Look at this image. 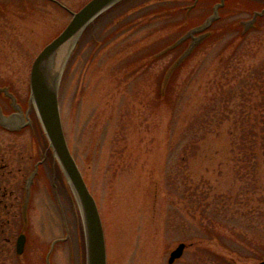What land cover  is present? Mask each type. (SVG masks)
<instances>
[{
    "label": "rangeland",
    "instance_id": "374dc122",
    "mask_svg": "<svg viewBox=\"0 0 264 264\" xmlns=\"http://www.w3.org/2000/svg\"><path fill=\"white\" fill-rule=\"evenodd\" d=\"M86 1L0 0V103L21 114L9 115L8 127L0 124V223L6 221L0 226V264H45L50 247L49 264H84L80 213L51 153L28 187L34 169L29 158L33 152L42 156L47 138L32 101L26 118L17 98L30 95L29 72L38 51ZM190 1L126 0L84 30L61 75L62 128L98 207L107 264H167L179 242L185 247L172 264H216L208 249L231 259L227 264L264 259V155L255 150V165L247 171L238 159L239 147L253 146L242 128L256 111L242 113L237 84L225 98L217 86L218 80H236L229 73L235 66L264 65V17L243 38L237 23L246 27L264 0H225L206 42L171 72L161 100L158 85L182 50H169V44L180 31L202 23L219 0H200L183 22L180 6ZM219 60L224 65L216 71ZM190 120L202 139L194 141L195 133L184 131ZM32 121L34 135L26 128ZM3 184L14 192H1ZM196 186L203 192H194ZM204 194L208 205L202 212L196 202ZM200 214L223 239L198 225ZM227 227L238 231L230 234ZM20 231L26 242L19 256Z\"/></svg>",
    "mask_w": 264,
    "mask_h": 264
},
{
    "label": "water",
    "instance_id": "95a60500",
    "mask_svg": "<svg viewBox=\"0 0 264 264\" xmlns=\"http://www.w3.org/2000/svg\"><path fill=\"white\" fill-rule=\"evenodd\" d=\"M119 1L121 0H87L80 8L71 11V16L65 26L36 54L29 72L30 100L47 138L52 156L69 183L80 213L84 264H107L104 230L96 201L67 145L62 128L58 91L63 69L84 30L100 14ZM224 1L216 2L212 7V13L202 23L187 30L170 45L169 49L184 39L190 38L188 46L167 69L163 86L167 83L173 69L208 35L206 29L219 17V8L224 5ZM263 12L264 8L260 11H254L252 18L245 26H251L256 17ZM7 121H9L8 117L0 110V124L8 127ZM35 172L36 168L28 176L26 181L28 187ZM24 241L25 234H19L16 240V252L18 254L23 251ZM184 247L185 243L179 242L170 251L167 264H172L176 258L180 257ZM49 249L45 256V264H49L51 247ZM258 264H264V259H261Z\"/></svg>",
    "mask_w": 264,
    "mask_h": 264
},
{
    "label": "trees",
    "instance_id": "16d2710c",
    "mask_svg": "<svg viewBox=\"0 0 264 264\" xmlns=\"http://www.w3.org/2000/svg\"><path fill=\"white\" fill-rule=\"evenodd\" d=\"M125 1L126 0H121V1L117 2L116 4H114L113 6H111L110 8H108L107 10H105L90 25L87 26L85 31L89 30V28H91L93 26V24H95L96 20H99L105 14L109 13L115 7L121 5ZM199 1L200 0H191L188 4L180 6V7H182L184 9L183 11H185L184 12V16H183V18H184L183 22L187 21L186 18H187V15L189 13V10L193 6L197 5V3ZM263 15H264V13L262 15H258L256 17L255 23L249 28L244 27L242 22H241V20H238L237 23H238V26H240V30H239V32H240L239 34L240 35L238 37L239 38H243L246 35V33H248L252 28H255L257 26V24H258V20L261 19ZM219 19H220V14H219V17L217 19H215L211 23V25L206 29V31L208 32V35L205 36L206 38L211 34V32L213 31L212 26ZM194 26H196V25L190 26V27L186 28L185 30L180 31V33L178 35H176V37L172 40V42L169 45H172L180 36H182L187 30H189L190 28H192ZM206 40L207 39H205V40L203 39L200 44L196 45L193 48V50L179 63V65H177L173 69V72L178 70L180 67H182L185 64V62L188 61L195 54V52L198 50V48L204 42H206ZM189 42H190V38H186L183 41L179 42L177 45H175L172 48H170L169 50L181 47L180 49H182L181 50V52H182L188 46ZM181 52L177 55V57L181 54ZM219 61H220V63L218 65V67L216 68V71H219L220 68H222V65H224V64L221 65V60H219ZM172 63L173 62H171L168 65V67L166 68V70H165V72L163 74L162 80H161V82L158 85V94H159L160 98H162L161 100H165L167 95H168L167 94V89H168L167 87H168V84H169L170 81L168 79L167 83H165V85L163 86V79H164V76H165V73H166L167 69L170 67V65ZM258 67H256V68L255 67H251V68H245L244 69L242 66H239V65L235 66L229 72L230 75H231L230 81H231V79H232V77L234 75L237 76L236 80L233 83L231 82V84H229V83H227V81L224 82V83L221 82L220 80L217 81V86H218L220 94H222V98H225L223 96V94L226 93V90H230L231 91L232 87H234V90H235V86L237 84V89L236 90L240 91L242 97L244 98L243 99L244 108H243L242 113H244V112L252 113V112L256 111L254 113V115H252L251 117L246 119V122L247 123H251V124H248L246 129L244 127L242 128V131H243L242 137L246 138V142H253V146L254 145L256 146L255 148L253 146H249V149H246V145H243V146L239 147L242 157H238V159L241 161L240 167L243 169V171H247L250 167L255 165V162L253 161V160H255V157L257 156V154H254L255 150H261L262 151V155H264V65H261L260 68H258ZM220 75L224 76V78L226 79L225 71H223V73L220 74ZM252 77H254V80L251 79ZM254 92L258 93V98L257 99H253L251 97ZM219 101H221V100H219ZM224 101H225V103L228 102L225 99H224ZM202 120L204 122L207 121L205 118H203ZM192 123H193V121H191V120L188 121L186 123L185 128H184V131L195 133L196 136L194 138V141L202 139L204 133H202L200 136H197V132H195L193 130ZM257 126H258V128H257ZM194 148L195 149L197 148L196 144H194ZM181 159H185V156L183 154L181 155ZM246 167H249V168H246ZM182 192H184V189L182 190ZM194 192H203V190L200 189L199 186H196V190ZM200 195H201V193H200ZM204 195L205 196H202L201 198H199L198 202H196L197 209L200 208L199 211H202V212L205 211V209H206V207L208 205V202L206 201V199H207L206 194H204ZM198 218H199V222H198L199 226L205 227L207 229V232H209V234L214 233V234L218 235V237L220 239H223L224 235L218 230V227L215 226V232H212V231L210 232V230H208L210 225L208 223L204 222L205 219H206L205 216L202 217L201 214H200V217H198ZM224 228H226V227H224ZM227 228H228L227 230L229 231V233L233 234V235L235 233H237V231H238L235 227H227ZM240 232L243 233V234L246 233L245 230H240ZM200 241H202V240L200 239ZM193 244H195V243H193ZM201 244H200V242L196 243L197 246H199ZM205 247L206 246H203V247L201 246L200 248H205ZM208 252L211 255L214 254L213 256L216 257V260H217L216 264H220V263L221 264H224V263L227 264L226 261L227 262L228 261H230V262L232 261L231 259L226 258V256L218 254V253H216V252H214V251H212L210 249H208ZM233 255H234L232 257L233 260H236L235 256L236 257H238V256L235 255V254H233ZM211 263L214 264V261H212L210 263L209 262H207V263L204 262V264H211ZM200 264H202V263L200 262Z\"/></svg>",
    "mask_w": 264,
    "mask_h": 264
},
{
    "label": "flooded vegetation",
    "instance_id": "af4514ba",
    "mask_svg": "<svg viewBox=\"0 0 264 264\" xmlns=\"http://www.w3.org/2000/svg\"><path fill=\"white\" fill-rule=\"evenodd\" d=\"M264 16V15H263ZM262 16V17H263ZM258 20V19H257ZM30 95L28 94H26V97H24L23 98V100L21 101V99L20 98H17V101L20 103V105H21V109H20V106L18 107L22 112L21 113H23V114H26L27 113V116H26V118H29V116H28V112H29V108H30ZM7 103V102H6ZM7 106H8V108H10V109H6L5 107H3L2 105H1V103H0V107H2L1 108V110H2V112H3V114L6 116V117H8V118H11L12 116H10L9 117V115H12L13 113H14V115L16 116V115H19L18 117H20L21 116V114H17V113H15V111H14V109H12L11 107H9L10 105H9V103H7ZM22 106H23V110H22ZM13 118H16V117H13ZM36 124L32 121V123L31 124H29V125H27L26 126V128L30 131V134L31 135H34L35 134V132H36ZM25 127V126H24ZM24 127H20V129L18 128L17 130H11V131H9V130H6V132H9V133H18L19 131H21ZM5 131V130H4ZM40 142H41V140H40ZM43 142V141H42ZM41 142V143H42ZM43 144H44V149H43V151H42V153H41V157H39V158H35L34 156H32V154L34 153H32L31 154V156H30V160L32 159L33 161H32V165H34L35 166V164H36V169L38 168V169H40V167H41V165H43V163H44V161H46V164L48 163V160H49V158L48 157H50V150H48V148H47V146H48V144H47V141L46 142H43ZM42 144V145H43ZM37 148H38V146H37ZM40 148V147H39ZM38 148V149H39ZM18 153H21V156H22V159H24V156H25V153H23V151L21 150V151H18ZM35 159H34V158ZM5 157L4 156H1V159L3 160ZM51 158V157H50ZM47 159V160H46ZM20 164H22V163H20ZM19 164V165H20ZM55 165V164H54ZM57 165V164H56ZM55 167V166H54ZM2 168H4V165H2ZM38 169H37V171H38ZM54 168H53V165H50V170H53ZM20 170H22V165L21 166H18L17 167V169H16V171H20ZM10 172H12V169H10L9 170ZM3 174V173H2ZM4 181V180H3ZM6 182V181H5ZM1 188H2V191L1 192H14V190L15 189H7V187L5 186V184H3V185H1ZM21 188H22V185H21ZM5 194V193H4ZM3 194V195H4ZM6 223V221H1V223H0V226L1 227H3V224H5ZM0 227V228H1ZM1 233H3V230H2V232ZM20 233H21V231H20ZM19 233V234H20ZM24 233V232H23ZM25 234V233H24ZM2 237V240H4V241H9L10 240V237H4V236H1ZM16 239H17V237H16ZM25 242H26V234H25V241H24V245H25ZM16 243V242H15ZM23 250H24V246H23ZM22 253H23V251H22ZM22 253H20V254H18V253H16V255H22Z\"/></svg>",
    "mask_w": 264,
    "mask_h": 264
}]
</instances>
